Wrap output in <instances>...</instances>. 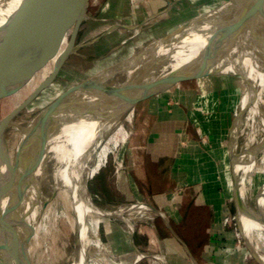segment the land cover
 Segmentation results:
<instances>
[{
  "label": "rangeland",
  "instance_id": "374dc122",
  "mask_svg": "<svg viewBox=\"0 0 264 264\" xmlns=\"http://www.w3.org/2000/svg\"><path fill=\"white\" fill-rule=\"evenodd\" d=\"M82 1L48 0L40 18L53 11L55 16L65 24L69 38L76 11ZM237 1L233 0V3L237 4ZM223 2L224 0H175L170 11L159 14L166 8V0H89V9L92 13L83 22L78 37L82 46L75 53L69 55L60 71V77L44 91L47 92L54 86L59 87V90L55 89L51 92L50 98L39 102L45 94L43 91L33 101V104L40 106L41 113L68 90L70 82L75 77L94 70L100 75L109 71L110 66L124 62L140 45H146L154 39L162 37L168 30L180 23L189 21L210 9L218 8ZM243 7L244 4L238 9L236 8L237 12H240ZM155 14L159 15L149 19ZM116 22L134 25L142 23V27L138 28L137 32L124 31L122 28L111 29L112 26L115 27ZM116 26L118 25L116 24ZM25 36L27 35L22 34L19 41ZM40 36L42 37L41 33H35V38H41ZM18 42L11 52L0 57V118L17 104L18 95L15 96L17 92L20 91L19 94L23 95L22 99L24 100V94L29 87L25 91L23 89L29 82L28 80L33 76L37 81L43 68L50 63L52 56V52L48 49L49 46L46 43L43 44V40L42 42L41 40L37 41L36 44L33 41L32 44H23L20 48ZM206 45L207 43L204 47H207ZM15 48H19V55L23 57L21 66L16 65L15 57L12 54ZM244 92L245 83L238 76L212 75L177 84L160 95L139 102L134 108L124 113L127 114L131 110L134 112L133 121L126 124V128L131 131L129 138L115 152L110 153L105 165L89 181L92 198L96 204L111 210L114 206L121 204L143 202L158 208L161 205L168 206L171 210L176 211L175 214L178 213V209L185 210V206L192 201L203 202L205 199L203 181L197 182L190 178L189 182H194L190 184L186 180L188 176L195 177L194 174L197 173L190 169L191 167L196 168L202 158L197 150L192 149L188 141H181L182 147L180 151H177L180 154H186L181 157L178 172L168 171L173 166L172 162L159 165L148 164V146L150 151L153 150L154 155L161 153L160 140L156 139L161 135L159 134L161 131L158 130L159 123L163 121L161 113L174 111L176 105H179L185 112L184 116L188 123L185 130H188L190 135H194L196 131L197 135L202 131L217 133L218 137L207 142L202 141L207 147L206 150L210 153L212 151L213 156L216 157L213 168L215 167L217 170L206 175L209 176L210 181L214 183L217 181L216 191L224 200L221 210L226 216L225 219L227 218L224 231L232 232L233 246L237 247L236 249L239 251L237 258L234 257L235 249L232 254V257L235 258H233L234 264H262L252 256L245 240L243 238L240 240L237 224L240 209L235 203L231 183L234 173V152L231 151L229 131L235 121L237 105ZM195 100H208L207 105L210 108L196 105ZM196 123L199 125H197L198 129H193ZM182 126L180 123H174L172 129H165V136L171 140L176 136L181 137ZM245 143L246 139L239 137L236 140L235 153H240ZM257 145L256 142H253L250 149H254ZM160 169L168 170L160 171ZM260 171L258 168V171L254 170L251 173L256 186L249 202L255 209H257L255 199L258 197V187L264 182V176ZM176 175H180L181 180L178 181L184 183L183 185L176 186L177 181L172 180ZM24 199L22 197L21 203L26 202V210L30 206ZM186 207L189 208L190 205ZM28 210L26 212L31 213ZM161 212L166 214L164 211ZM133 221L135 223L131 236L133 234L134 244L127 240V232L130 228L126 221L106 216L101 219V240L110 251L106 250L103 253L102 264H164L162 258L168 264V260L163 255L164 246L157 239V231L169 241V255L172 261L177 263L174 256L177 249L171 246L175 239L161 215L138 214L133 218ZM177 221L178 219L175 217L174 224ZM63 228L65 227L63 226ZM72 240V235L69 237V241L65 240V237H62L54 228H48V231L42 230L37 239L31 240L32 264H68L72 251L70 243ZM219 242H225L226 245L230 243L223 236L220 237ZM219 242L213 244V250L208 253V258L204 261L205 264H219V258L216 259V256L219 255V248H222V246L219 247ZM216 246L218 250L215 248ZM141 252L144 255L139 258L137 254ZM109 254L111 255L110 259L107 257ZM229 261L231 262V260ZM230 262L228 263L230 264Z\"/></svg>",
  "mask_w": 264,
  "mask_h": 264
},
{
  "label": "bare ground",
  "instance_id": "6f19581e",
  "mask_svg": "<svg viewBox=\"0 0 264 264\" xmlns=\"http://www.w3.org/2000/svg\"><path fill=\"white\" fill-rule=\"evenodd\" d=\"M1 1L0 25L21 0H8L3 5ZM247 1L238 0L237 4H234L233 0H224L218 8L210 9L189 21L180 23L162 37L146 45H140L124 62L110 66L114 79L124 88L147 82L151 71L142 75L141 73L146 65L157 57L158 63L171 61L164 71L158 72L159 75L210 69L214 59L196 63L195 58L208 40L222 45L229 41L235 30L236 8L238 9L242 4L245 6ZM141 24L116 22L115 27L112 26L111 29L122 28L124 31L137 32ZM35 33H41L42 37L35 38ZM23 34L27 36L18 42L19 48L23 44L32 41L36 44L37 41L43 40V44L46 43L52 52L50 63L43 68L39 79L35 81L31 76L28 80L23 89L25 91L29 87L25 94L23 93L25 99L51 73L69 38L65 24L53 11L44 14L43 18L39 17L32 30ZM19 48L13 49L12 54L16 65L21 66L23 57L19 55ZM220 69L237 73L235 76L245 83V92L237 105L235 121L229 131L231 151L234 152L233 176L238 183L242 202L237 224L240 240L243 238L251 251L264 264V182L258 187V197L255 199L257 209L249 202L256 186L251 173L254 170L258 171L259 168L264 176V26L250 35L240 47L229 51ZM94 71L75 77L70 82L69 88L88 77L100 75ZM55 89L59 90V87L54 86L47 92L43 90L45 94L39 102L50 98L51 92ZM19 92L15 94L18 95L17 104L12 109L23 100V95ZM84 95L79 93L72 97L71 109L75 107L73 106L75 102L84 100ZM40 110V106L32 102L9 123L0 126V153L13 172V176L8 178L13 182L20 179L13 193L18 204L17 213L21 216L27 231H30L28 249L31 262V240L37 239L42 230L48 231V228H54L65 237V240L69 241V237L73 236V240L70 241L72 251L68 264H102L103 253L109 251L100 235V221L103 217L126 221L130 228L127 232V240L133 243V234L131 236L135 223L133 218L138 214L158 215L151 205L143 202L121 204L111 210L100 207L92 198L89 188L90 179L105 165L110 153L115 152L129 138L131 131L126 128V124L133 121L134 112L131 110L127 114L96 122L82 116L74 119L73 111H66V107H62L58 109V113H55V121L48 130L47 123L44 125L38 121ZM49 137H51L50 141ZM239 137H244L246 143L240 153H235L236 140ZM47 139L48 146L44 151L43 146ZM253 142L258 145L250 149ZM5 171V165L0 164V175ZM8 185L5 191H8ZM22 197L30 206L26 209L31 212L29 214L25 210L26 202L21 203ZM10 201L11 197L6 192L0 207L4 209ZM137 255L140 258L144 253ZM109 256L111 255L107 256L110 259ZM162 262L167 264L163 258Z\"/></svg>",
  "mask_w": 264,
  "mask_h": 264
},
{
  "label": "water",
  "instance_id": "95a60500",
  "mask_svg": "<svg viewBox=\"0 0 264 264\" xmlns=\"http://www.w3.org/2000/svg\"><path fill=\"white\" fill-rule=\"evenodd\" d=\"M7 1L8 0H2L1 4L3 5ZM167 1L168 6L159 14L166 13L172 9L174 1ZM47 2L48 0H21L17 7L7 15L0 25V57L7 52H11L12 48L17 44L24 32L32 30ZM91 13L92 12L89 9V0H83L76 13L69 42L59 61L54 66L51 73L43 79L19 105L0 119V126L9 123L25 107L31 104L50 83L58 79V75L62 67L65 65L69 55L75 53L82 46L78 39L79 33L83 22L91 15ZM159 14L153 15L149 19H152ZM234 14L237 17L235 30L229 41L222 45L213 40H208L207 47H204L195 58L196 63H201L208 59H214V64L210 69L195 72L186 71L180 74L159 75L158 72L162 70L164 71L170 65L171 61L167 60L158 63L157 61L159 58L157 57V59L148 63L144 71L141 73L142 75L147 71H151L148 75L147 82L143 84L136 83L134 86L128 88L122 87L114 79L112 71L109 70L97 77H88L68 89L64 94L58 97L56 101L42 110L38 117V121L44 125L47 123L49 130L50 125L55 121V113H58V109L66 107V111H73L74 119L82 116L89 121L100 122L124 114L128 110L134 108L139 102L160 95L176 84L211 75H236L237 73L235 72L220 69V65L227 57L229 51L240 47L250 35L260 27L264 26V0H248L243 9L240 12L236 11ZM141 27L142 24L139 28ZM79 93L85 94L84 100L82 101V99H78L80 101L73 104V106L77 107L71 109V99L74 95ZM50 140L51 137H49V141ZM47 146L48 139L43 146L44 151L47 149ZM19 160L20 158L18 161ZM0 164L5 165L6 167L5 173L0 175V205L6 192H8V195L11 197L9 205H6L4 209L0 207V264H32L28 249V237L30 231H27L21 216L17 213L18 204L16 196L13 193L14 189L18 187L20 179H16L14 182L10 181L9 178L10 176H13V172L7 165V161L2 153H0ZM7 180L9 181V185L7 184ZM7 185L8 191H5ZM232 187L235 203L239 206L241 211L242 202L240 200L238 183L234 176L232 177ZM153 209L165 219L173 235L189 254L192 263L199 264L185 241L177 235L171 226L168 216L154 207ZM249 249L251 251L250 247ZM251 254L255 259L261 262L257 255L252 251Z\"/></svg>",
  "mask_w": 264,
  "mask_h": 264
},
{
  "label": "crops",
  "instance_id": "0c3cea01",
  "mask_svg": "<svg viewBox=\"0 0 264 264\" xmlns=\"http://www.w3.org/2000/svg\"><path fill=\"white\" fill-rule=\"evenodd\" d=\"M175 2V0H172ZM168 6V1L166 0V7ZM196 105L200 107L210 108L208 100L202 101V100H195ZM211 104V103H210ZM184 110H181V107L179 105H176V110L170 111V112H163L162 118L163 121L159 123L158 130L161 131L159 134L160 136L156 137L157 140H160V146H161V153L154 155L153 150L150 151V147L148 146V164H169L172 162L173 166L171 169H160V171H172L173 173L178 172L179 165L181 163V157L182 155L186 154H180L177 151H180V148L182 145L180 144L181 141H188L189 145L192 147V149L197 150L199 156H202L201 160L198 163V166L196 168L191 167V171H193L195 177H187L186 180L188 183L192 184L194 182H189L190 178L194 181H203L204 189V200L202 201H192L191 203L187 204L190 205V207L185 206V210L180 211L178 209V213H175L176 211L171 210L168 206H159L154 207L160 211H164L170 220V224L177 233L179 237H181L187 246L189 247L191 253L197 260L199 264H205V260L208 258V253L213 250L214 247L213 244L219 242L220 237H224L227 241H229V244H225V242H219V247L222 246V248H219V255L216 256V259L219 258V264H229V260H231L230 264H234L233 258H237L239 251H237V247L233 246V234L230 231H224L225 229V222L227 218L225 219V215L222 213V204H223V197L218 195L216 188L218 187L217 181L214 183L213 181H210V178L208 175L209 173H212L213 171L217 170L215 167V159L216 157L213 156V152L211 153L206 150L207 147L204 142H207L210 139H213L217 136V133L212 132H206L202 131L200 134L197 135V131L194 135H190L188 133V130H185V126L188 124L186 122L185 116H184ZM175 124H182L183 131L181 132V137H175L171 140V138L165 136V129H172ZM194 124V123H193ZM198 123H196L193 126V129H198L197 127ZM199 126V125H198ZM158 134V135H159ZM155 139V140H156ZM204 141V142H202ZM198 144L200 148L198 149ZM183 162V161H182ZM216 173V172H215ZM159 178V177H158ZM172 180L177 181V185H183L184 183L179 181L181 180L180 175H176L172 178ZM179 180V181H178ZM173 181V182H174ZM188 184V185H190ZM172 186H174V183H172ZM180 212V213H179ZM177 217L178 221L176 224H174L173 219ZM169 228V227H168ZM170 229V228H169ZM171 231V230H170ZM223 233V235H222ZM173 234V233H172ZM157 239L159 242H161L164 246V256L168 260V264H193L192 260L183 247V245L176 239L174 236L175 241L171 244L173 248H176L177 251L175 253V257L177 260V263L172 261L171 256L169 255V241L166 240L164 237L161 236L160 232H156ZM222 235V236H221ZM179 247H178V246ZM227 247H226V246ZM181 247V248H180ZM180 248V249H179ZM215 248L218 247L216 246ZM234 249L236 250V254L234 257H232V254L234 252ZM231 250V251H230ZM215 258V257H214ZM234 258V259H235ZM210 264V263H208Z\"/></svg>",
  "mask_w": 264,
  "mask_h": 264
}]
</instances>
